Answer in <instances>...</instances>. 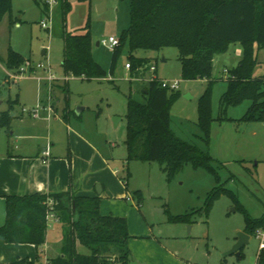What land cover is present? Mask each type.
I'll use <instances>...</instances> for the list:
<instances>
[{"label": "rangeland", "instance_id": "1", "mask_svg": "<svg viewBox=\"0 0 264 264\" xmlns=\"http://www.w3.org/2000/svg\"><path fill=\"white\" fill-rule=\"evenodd\" d=\"M101 1L70 0L65 28L83 32V27L89 23L92 56L107 75L90 79L65 75L61 66L60 2L58 0L54 8V19L51 24L48 23L51 26L48 29L40 25V21L45 19L44 5L40 3L41 13L36 10L33 14L31 11L35 9V4L33 0H28L27 22L19 24L17 19L10 27L8 38L0 34V47L9 43L11 48L20 50L30 59V65L41 67H36L35 74L26 70L17 73V77L8 75L10 83L3 82V71L0 70V107H9L8 101L16 98L19 102L14 103L15 112L22 107H34L39 98L36 76L51 74L54 79L51 82V99L56 114L50 118L56 128L53 129L55 139L60 141L61 149L66 148L67 133L65 126L62 127L59 122L68 123L94 139L90 141L114 163L116 195L105 199L108 208L103 214L125 218L134 264H256L259 240L254 233L249 234L247 243L240 248V256L237 253L226 254L237 241L238 232L244 231V211L254 218L264 214V122L235 120L246 112L249 100L226 109L225 116L234 120L217 119L219 99L227 85L224 69L229 70L237 64L242 53L241 45L231 43L227 51L216 54L213 61L211 114L214 120L210 124L207 149L214 158L212 164L217 170L218 180L208 170L186 164L167 181L159 161L128 159L125 144L127 95L131 93L133 98L143 101L141 91L152 74L158 78L179 80L180 95L170 108V127L177 136L204 149L198 138L202 131L197 124V102L207 86V80L181 79L178 49L172 46L160 50L136 49L133 54L147 61L130 71L125 66L129 61L127 42L118 55L114 72L109 73L112 48L97 42L109 36L119 37L129 25L130 4L129 0H108L99 12ZM43 49L45 54H41ZM256 54L259 64L255 74L264 75V50H256ZM151 65L156 67L154 73L149 69ZM10 72L14 74L17 71ZM46 85L42 89L44 92ZM40 96L45 101L43 92ZM23 114L26 121L33 118L27 112ZM10 131L0 128V143L6 141L7 146L14 141L10 138ZM23 131L27 132V129ZM79 153L76 151L77 156ZM217 186L224 187L231 194L220 193L205 215L206 197ZM136 191L140 192L138 203ZM237 204L242 208L232 211L231 208ZM192 211L186 221L170 220L171 215ZM57 226L60 231L55 232L61 237L59 250L61 224L56 223ZM79 251L89 252L81 245Z\"/></svg>", "mask_w": 264, "mask_h": 264}, {"label": "trees", "instance_id": "2", "mask_svg": "<svg viewBox=\"0 0 264 264\" xmlns=\"http://www.w3.org/2000/svg\"><path fill=\"white\" fill-rule=\"evenodd\" d=\"M61 22L60 37L63 40L61 66L65 75L105 77L106 70L93 58L89 23L83 32H69L65 28L70 0H59ZM12 0H0V22L11 9ZM129 25L118 37V45L112 49L109 73H113L118 55L127 42L129 70L134 71L147 60L136 57L139 48L160 50L176 47L183 80L206 79L207 86L198 98L197 124L202 131L198 136L202 149L177 136L170 127L171 105L178 99L179 90H168L157 80H151L142 89L143 101L127 95L125 144L128 159L157 160L162 165L167 181H170L186 164L211 172L216 180L218 173L209 153L211 91L213 85V58L227 51L231 43L242 48L238 63L229 69L226 89L219 99L218 120L225 116L229 106L244 100L250 105L236 121L264 122V75H256L259 64L256 50H264V0H129ZM19 52L8 48L3 60L8 70L18 71L25 63ZM146 90V92H144ZM16 100H9L8 109L0 112V128L9 130ZM66 116V113H64ZM65 118V117H64ZM136 201L140 192L136 191ZM229 190L214 187L207 195L203 212L208 214L212 201ZM61 224L62 241L59 254L48 264H130L131 251L128 225L123 217L102 214L99 196L74 195L69 190L49 194L5 196V221L0 226V237L9 243H30L36 247L45 242L48 201ZM241 207L237 204L236 209ZM242 208V207H241ZM192 212L170 216L172 221H186ZM244 232L248 235L264 226V214L251 217L244 211ZM89 250L79 251V246ZM0 264H35L19 259ZM256 264H264V249L258 251Z\"/></svg>", "mask_w": 264, "mask_h": 264}, {"label": "crops", "instance_id": "3", "mask_svg": "<svg viewBox=\"0 0 264 264\" xmlns=\"http://www.w3.org/2000/svg\"><path fill=\"white\" fill-rule=\"evenodd\" d=\"M26 1L28 0H12L10 11L4 14L0 22V34H4L6 38L14 22L18 20L19 24L22 21L27 22L26 17L29 14ZM33 2L35 9L33 8L31 13H36V10L41 13L42 1L33 0ZM9 47H11L9 43L0 47V70L3 71L5 83H10L7 81L10 70L3 63ZM14 50L27 59L26 61H30L20 50ZM45 53L46 50L43 49L41 54ZM37 81L39 98L37 97L36 104L42 100L41 93L43 92V95L46 93L42 90L45 82ZM14 100L15 103L19 102L18 98ZM6 109L8 107H0V112ZM10 114L12 115L9 127L10 138H14V141H11L10 148V144L6 146V141L0 143V226L5 221L7 195L49 194L69 190L74 195L99 196L100 212L102 214L107 212L105 199H111L116 195V169L112 166L114 164L112 160L105 157L90 141L94 139L87 137L82 130L71 127L68 123L59 122L62 127L65 126L68 140L66 148L61 149L60 141L55 139L56 128L52 125L50 117L42 115L26 121L21 109L15 112L14 106ZM26 129L27 132H24L23 130ZM46 149L49 152L48 156L43 153ZM76 151L80 152L78 156ZM52 221L53 219L48 220L45 242L38 247L30 243H9L0 237V263L27 259L35 264H48L50 258L59 254L58 244L61 238L55 232L60 231L58 226L56 228V223L59 221Z\"/></svg>", "mask_w": 264, "mask_h": 264}, {"label": "built area", "instance_id": "4", "mask_svg": "<svg viewBox=\"0 0 264 264\" xmlns=\"http://www.w3.org/2000/svg\"><path fill=\"white\" fill-rule=\"evenodd\" d=\"M42 4L44 5V11H45V19L40 21V25L44 28H48L51 29V26H49V24H51L53 22L54 19V8L58 3V0H41ZM49 23V24H48ZM119 43L118 38H115L113 36H109L107 39H102L99 41V44L108 46L110 48H114L115 46H117ZM40 66L41 65H37ZM36 66V67H37ZM125 66L127 68H130L129 63L127 62L125 64ZM36 67L32 64L30 65L28 63V61L25 62V65H22L19 67L18 71L16 73H12L9 72L8 75L12 76V77H17L18 74H20L22 71H30L31 73L35 74L36 72ZM150 71L152 73L155 72L156 67L154 65H151L149 67ZM18 73V74H17ZM224 73H227L226 77L229 74V70L228 69H224ZM37 80L39 81H44L47 85V90L45 93V101L39 100V102L31 108H26V107H22L21 108V112H27L30 116H32L33 118H37L40 117L42 115L46 116V117H50L52 114H56L52 105V99H51V82L54 80L51 76V74H49L47 77H40V76H36ZM151 80H157L160 84L161 87L163 88H167L168 90H178L179 89V80H171V79H165V78H158L155 74H152L149 81ZM45 156H48L49 152L48 149H46L44 152ZM53 201L50 200L48 201V205L50 207L48 213H47V219H54L57 220V216L55 215V212L52 210V205H53ZM255 237L259 240V251L261 249H264V226L261 228H258L255 230L254 232Z\"/></svg>", "mask_w": 264, "mask_h": 264}, {"label": "water", "instance_id": "5", "mask_svg": "<svg viewBox=\"0 0 264 264\" xmlns=\"http://www.w3.org/2000/svg\"><path fill=\"white\" fill-rule=\"evenodd\" d=\"M105 4H106V0H102L100 4H98V11H102L105 8ZM97 44H99V42H97ZM144 92H146V90H144ZM98 187V186H97ZM232 211H235L236 208L233 207L231 208ZM249 238V235L244 232H238V239L237 241L233 244L232 248L226 252V254H230V253H237L240 256V248L247 243ZM130 264H134V262H130Z\"/></svg>", "mask_w": 264, "mask_h": 264}]
</instances>
